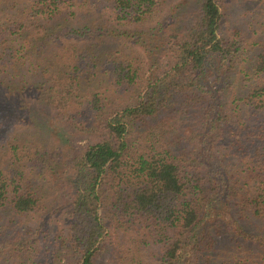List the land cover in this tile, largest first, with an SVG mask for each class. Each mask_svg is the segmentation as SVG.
<instances>
[{
	"label": "trees",
	"instance_id": "trees-1",
	"mask_svg": "<svg viewBox=\"0 0 264 264\" xmlns=\"http://www.w3.org/2000/svg\"><path fill=\"white\" fill-rule=\"evenodd\" d=\"M172 2L0 0V127L11 123L18 76L22 89L39 79L47 104L66 117L87 101L98 134L72 157L61 239L30 222L43 209L37 181L54 170L59 149L43 126L27 145L8 142L0 225L26 218L33 227L22 226L11 246L0 243V264H48V253L99 264L109 241L111 264H264V15L251 23L261 28L260 47L243 58L245 45L224 36L223 0H197L182 32L176 20L170 27L174 15L134 26ZM120 37L143 58L108 46ZM161 55L164 67L136 102L102 115L104 100L134 89Z\"/></svg>",
	"mask_w": 264,
	"mask_h": 264
},
{
	"label": "rangeland",
	"instance_id": "rangeland-1",
	"mask_svg": "<svg viewBox=\"0 0 264 264\" xmlns=\"http://www.w3.org/2000/svg\"><path fill=\"white\" fill-rule=\"evenodd\" d=\"M222 8L225 14L224 36L226 41H241L246 47V51L242 52L241 56L248 58L247 55H253L260 47L257 42L262 37L261 28L252 27L251 23L254 21L259 22L260 14L264 15V0H223ZM196 11L197 0H174L165 9L149 19L148 23L134 26L148 29L150 24L155 25L161 17L174 15V19L170 21V27L172 22L176 20L179 24L176 25L175 30L182 32L192 21ZM175 30L173 32H176ZM108 46L114 47L113 49H120L122 53L140 54L143 58L140 47L136 43L124 39V37L111 40ZM162 55L155 62L145 65L143 76L134 89L132 88L125 94L113 95L109 101L105 99L102 115L109 114L122 104L136 102L137 95L141 91H145L144 89L149 79L164 67L166 57ZM37 80L39 79L34 80L25 89H22L23 84H20L22 82H20V77L18 76L14 83H11V95L13 97L11 99V108L9 109H11L13 114L11 115V123H6L0 127V162L6 165L11 163V147L8 142L20 146L27 145L25 142L31 140L33 131L41 126L45 127V136L48 139V143L52 148L59 149L60 158L54 164V170L50 171L45 178L41 177L37 181L43 188V209L41 212L34 214L30 222L33 225L38 222H44L45 227L51 232L53 231L55 236L58 235L57 237L61 239L66 235L68 228L69 206L72 197V191L68 185V175L72 157L88 143L95 141L98 138V134L92 129L93 124H95L94 112L90 107H87V101L84 102L83 106H80L82 108L80 113L77 114L78 108L72 111L71 116L66 117L63 113L60 114L58 110L54 109L53 106L47 104V93L41 88L42 83ZM102 85H105V82H102ZM82 93L86 100V97L90 95V90L88 91V88H84ZM185 99L183 96L182 106ZM3 109L4 107L0 106L1 122L4 119L2 116L5 117ZM193 110L195 109L191 107L186 116L194 117ZM8 220L9 217L4 218L2 225H0V243H7L8 241L7 244L11 246L12 239L15 240L14 238L24 234L22 226L33 227V225H28L29 220L26 218L21 220L22 222L25 221V224L16 227ZM108 229L112 233V226H108ZM115 248L113 241H109L108 245L102 248L99 264H111L112 257L116 251ZM10 249L7 248L6 251ZM65 257L64 255L63 259H61L60 256H51L48 253L46 259L48 264H68ZM42 260H45V256Z\"/></svg>",
	"mask_w": 264,
	"mask_h": 264
}]
</instances>
